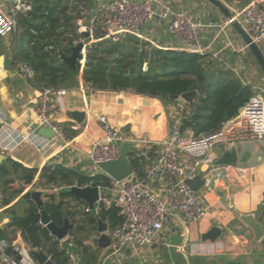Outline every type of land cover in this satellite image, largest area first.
I'll use <instances>...</instances> for the list:
<instances>
[{"label":"crops","instance_id":"crops-1","mask_svg":"<svg viewBox=\"0 0 264 264\" xmlns=\"http://www.w3.org/2000/svg\"><path fill=\"white\" fill-rule=\"evenodd\" d=\"M78 1L94 11L111 0ZM165 1L207 24L203 34L204 54L216 67L230 71L250 86H259L264 82V75L249 49L238 50V42H244L243 38L233 23H227V18L217 7L205 0H192L189 5L183 0L184 4L178 6L173 2L182 0ZM221 1L232 14L246 5H240V0H233L232 3ZM260 7L264 10V0H260ZM140 33L145 41L158 48L178 50L182 47V42L167 32L163 23H147ZM11 40L0 39V44L5 46V49L0 48L4 49L0 52V110L7 123L5 126L0 121L1 162L9 157L25 167L36 168L55 163L91 174V161L87 154L91 145L103 137L99 116L106 117L112 126L121 129L131 147L143 150L142 141L157 142L171 134L174 125L171 127L169 124V113L176 115L178 109L185 106L186 102L180 97L175 106L168 107L167 113V108L158 98L126 91L88 89L79 77L75 85L64 87V107L53 116V120L63 127L64 137L57 133L51 137L40 135L34 111L40 88L9 67ZM259 48L264 56V47ZM174 118L176 123L177 116ZM21 136L24 138L21 139ZM232 149L237 156L235 163L219 165L218 159L227 149L224 144H217L209 153L210 164L202 165L197 173L204 181L209 178L208 184H203L196 191L206 209L201 219L168 215L154 244L137 251L126 248L113 252L110 247L101 249L102 263L264 264V141H238ZM36 179L37 176L34 181ZM149 184L154 190H159L156 181ZM14 186L20 184L17 182ZM32 190L28 185L22 194ZM7 207L0 202V227L9 221L5 213ZM249 214L263 229L255 244H252L253 231L239 219V215ZM212 227L219 228L220 235L215 240L202 239ZM12 244L22 247L32 258L20 231L15 232ZM0 264L9 263L0 259Z\"/></svg>","mask_w":264,"mask_h":264},{"label":"trees","instance_id":"trees-1","mask_svg":"<svg viewBox=\"0 0 264 264\" xmlns=\"http://www.w3.org/2000/svg\"><path fill=\"white\" fill-rule=\"evenodd\" d=\"M30 1L31 11L18 16L11 46L13 58L30 66L32 75L28 80L35 87H71L80 77L92 90L126 91L158 98L167 113L168 107L175 106L183 93L194 91L192 101L178 109L176 123L169 113L171 127L174 125L179 133L193 136L219 131L253 94L250 85L230 71L216 67L207 54L158 48L134 35L119 41H95L87 48L82 69L69 68L59 55H69L70 48L81 38L73 23L80 2ZM225 1L232 3L233 0ZM249 1L240 0L239 4ZM101 36L99 30L94 33L95 38ZM126 156L133 174L142 178L146 165L155 156L154 148L137 152L126 142ZM110 181L102 172L85 174L55 163H46L41 168L25 167L5 158L0 163V202L8 205L5 213L9 221L0 227V240L6 243L3 253L13 260L20 258L11 245L15 232L20 231L30 251L42 250L54 264H74L68 252L76 255L77 264H96L101 248L85 242L97 230L95 216L85 210L83 201H75L63 188L107 187ZM17 182L20 186L15 187ZM28 185L41 191L44 208L56 226H62L65 218L72 224L67 239L61 241L49 233L40 223L38 208L31 199L20 196L10 204ZM98 216L107 224L109 232L122 221L114 206L101 207Z\"/></svg>","mask_w":264,"mask_h":264},{"label":"built area","instance_id":"built-area-1","mask_svg":"<svg viewBox=\"0 0 264 264\" xmlns=\"http://www.w3.org/2000/svg\"><path fill=\"white\" fill-rule=\"evenodd\" d=\"M32 9L30 0H0V39H11L17 29L20 14ZM73 20L78 34L88 33L76 42L82 43L80 51L84 65L85 54L95 41L109 39L122 40L127 35H134L145 40L140 31L147 23H163L165 30L182 42L178 50L205 53L203 34L207 24L200 18H193L185 11L175 9L165 0H111L90 11L79 3ZM227 23L237 22L259 47H264V10L260 0H251L240 10L235 11ZM99 30L100 38L94 33ZM229 45L230 40L227 39ZM238 50L248 48L245 42H238ZM155 46V45H154ZM13 69L29 79L32 75L30 66L13 58L9 54ZM246 84V83H244ZM86 88L90 89L87 85ZM253 94L239 108L238 113L226 121L217 132L193 136L181 134L176 127L171 134L161 141H142L145 149L154 148V158L146 165L144 176L139 178L133 173L125 179H111L107 187L98 186L96 213L101 207L114 206L118 209L121 223L110 233V248L113 252L122 249L137 251L155 243L168 215L180 214L190 220H199L206 209L196 191L186 183L197 175L202 165L210 164L209 153L215 145L224 144L231 150L234 144L244 140L264 141V82L251 86ZM65 88H40V96L34 106L37 125L50 128L63 138V127L53 120V116L64 107ZM1 124L7 125L0 110ZM98 121L103 130V137L95 141L88 151L91 161V175L100 172L98 163L115 160L119 156V144L127 141L124 132L112 126L104 116ZM24 136H21V139ZM150 181L159 183V190L150 186ZM205 179L204 185L208 184ZM0 193V200H1ZM86 211H90L85 207ZM20 255L18 260L8 258L4 253L6 243L0 240V259L9 264H37L22 247L12 244ZM71 259L72 253L68 252Z\"/></svg>","mask_w":264,"mask_h":264},{"label":"water","instance_id":"water-1","mask_svg":"<svg viewBox=\"0 0 264 264\" xmlns=\"http://www.w3.org/2000/svg\"><path fill=\"white\" fill-rule=\"evenodd\" d=\"M208 3L217 7L223 15L230 19L232 17L231 12L225 6V4L221 0H205ZM238 33L243 38L244 42L247 44L249 51L252 53L255 61L259 65L263 75H264V56L259 48V46L252 41L249 35L243 30V28L237 23L233 22ZM83 37H88V33L84 32L81 34ZM82 49V43L78 42L74 46L70 48V54L64 55L60 54V59L69 67V68H77L79 70L82 69V65L79 60L83 59V54L80 53ZM8 65L11 68V64L8 61ZM195 92L188 91L183 93L180 97L186 103H190L193 99ZM78 116V113H74ZM81 115V114H80ZM77 120L79 118L77 117ZM40 135L51 137L53 135V131L50 128H40L38 130ZM125 141L120 142L119 144V156L115 160H108L104 162L98 163V167L100 172L107 175L110 179L119 181L125 179L126 177L130 176L133 173L131 162L129 161L128 157L126 156V146ZM237 161L236 152L234 149L224 151L221 153L220 158L218 159L219 165H229L231 163H235ZM1 162V156H0ZM187 185L194 191H198L199 188L204 184V179L201 177L200 174L195 175L190 180L186 181ZM63 190L70 192L73 195L75 201H83L86 206L89 208L91 213L95 216L97 222V232L99 235L94 237L92 242L94 247L97 248H107L110 246V237L108 235V227L105 222H103L98 213H96V200L99 196V190L97 186L86 185L84 187H79L76 185L64 187ZM23 198L31 199L36 207L38 208V212L40 214V223L46 227L49 233L54 236L58 240H63L67 237L68 230L72 228V224L69 223L67 218L64 219L63 225L58 227L56 226L51 220L49 215L47 214L44 204L43 198L41 196L40 190H32L26 191L22 194ZM239 219L251 230L253 231V241L252 244L262 236L263 229L259 222L255 220L253 215H239ZM220 235V230L217 227H212L207 233L202 236V239H210L215 240ZM32 258L37 262V264H54L50 258L42 251V250H34L30 251ZM233 264V263H228Z\"/></svg>","mask_w":264,"mask_h":264},{"label":"rangeland","instance_id":"rangeland-1","mask_svg":"<svg viewBox=\"0 0 264 264\" xmlns=\"http://www.w3.org/2000/svg\"><path fill=\"white\" fill-rule=\"evenodd\" d=\"M195 1V0H194ZM193 1L192 0H186V3L189 5V4H191ZM184 4V1L182 0L181 2H173V4L175 5V6H178V5H180V4ZM230 10V9H229ZM10 44H11V42H10ZM3 44H0V48L2 47V48H4L5 49V46L3 45ZM4 49H1L0 50V52L2 51V50H4ZM173 116H177L178 114H176V115H174V114H172ZM172 116V118L173 119H175L174 117ZM137 152H139L142 148L141 147H136V146H134L133 147ZM51 191V190H50ZM70 206L72 207L73 206V203L71 202L70 203ZM80 209H82L81 208V206H80ZM108 233H110L109 232V230L107 231ZM99 235V233L97 232V230L96 231H92V233H91V235H90V237L87 239V240H85V242L86 243H88V244H93V242H92V240H93V238L94 237H97ZM65 239H67V238H65ZM65 239H63V241L65 240ZM62 241V240H61ZM73 254V261H74V264H77V262H78V258L76 257V255L74 254V253H72ZM96 264H103L102 263V253H100V255H98V261H97V263Z\"/></svg>","mask_w":264,"mask_h":264}]
</instances>
